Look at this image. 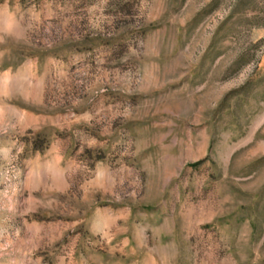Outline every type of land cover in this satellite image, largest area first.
<instances>
[{
	"label": "rangeland",
	"instance_id": "374dc122",
	"mask_svg": "<svg viewBox=\"0 0 264 264\" xmlns=\"http://www.w3.org/2000/svg\"><path fill=\"white\" fill-rule=\"evenodd\" d=\"M0 264H264V0H0Z\"/></svg>",
	"mask_w": 264,
	"mask_h": 264
}]
</instances>
